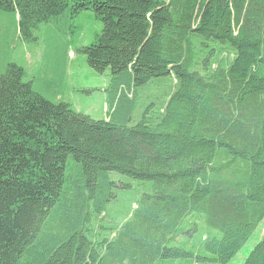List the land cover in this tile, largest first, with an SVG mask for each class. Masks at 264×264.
I'll return each instance as SVG.
<instances>
[{
  "label": "trees",
  "instance_id": "trees-1",
  "mask_svg": "<svg viewBox=\"0 0 264 264\" xmlns=\"http://www.w3.org/2000/svg\"><path fill=\"white\" fill-rule=\"evenodd\" d=\"M68 11L102 23L79 52L110 71V115L0 74V264H230L264 222V0H0L25 41ZM114 174L145 185L120 223ZM243 264H264V233Z\"/></svg>",
  "mask_w": 264,
  "mask_h": 264
},
{
  "label": "rangeland",
  "instance_id": "rangeland-1",
  "mask_svg": "<svg viewBox=\"0 0 264 264\" xmlns=\"http://www.w3.org/2000/svg\"><path fill=\"white\" fill-rule=\"evenodd\" d=\"M102 23L94 12L83 11L78 15H67L52 23L42 24L33 32V39L25 41L19 35L18 20L12 12L0 13V74L7 65L15 64L23 69L25 83L44 99L69 104L76 112L93 120H106L110 115L109 70L97 73L88 64L79 50L96 41L102 32ZM174 85L171 78H160L141 88L135 98L137 104L129 125L137 123L145 107L151 103L158 106L167 100ZM130 189H118L116 198L109 204V214L117 223L145 191V185L126 177L115 175ZM264 233V222L249 242L241 249L230 264H243L256 242Z\"/></svg>",
  "mask_w": 264,
  "mask_h": 264
}]
</instances>
